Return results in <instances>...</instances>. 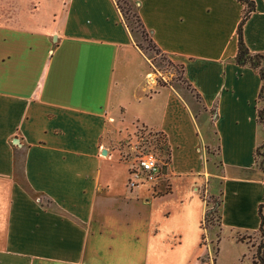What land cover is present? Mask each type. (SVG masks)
Returning a JSON list of instances; mask_svg holds the SVG:
<instances>
[{"label": "crops", "instance_id": "0c3cea01", "mask_svg": "<svg viewBox=\"0 0 264 264\" xmlns=\"http://www.w3.org/2000/svg\"><path fill=\"white\" fill-rule=\"evenodd\" d=\"M129 1L190 90L156 82L115 0H0V264H149L156 194L197 192L198 226L204 196H217L222 231L257 232L259 211L264 228L260 79L234 61L244 5ZM252 1L242 37L264 52V0ZM131 126L167 149L139 205L119 165Z\"/></svg>", "mask_w": 264, "mask_h": 264}, {"label": "rangeland", "instance_id": "374dc122", "mask_svg": "<svg viewBox=\"0 0 264 264\" xmlns=\"http://www.w3.org/2000/svg\"><path fill=\"white\" fill-rule=\"evenodd\" d=\"M125 1L128 4L119 1L120 6L129 9L128 18L124 19V22L133 31L136 43L150 61L152 75L156 82L175 86L181 85L190 90V86L182 74L181 67L153 46L145 29V34L141 32L142 28L137 24L135 17L131 15L134 12V5L129 0ZM131 86V83H127L125 88ZM211 122L212 119L209 116L208 123ZM122 132L120 139L127 136L132 137L123 151L125 153L124 158L130 160L139 152H151L159 163H164L167 160L165 145H161L156 133L145 131L142 128L134 130L132 126L124 128ZM213 150L211 149V152ZM111 155L115 160L118 159L117 150L112 151ZM259 159L260 157H257V162ZM119 163H121L119 165L122 174L125 171L126 175V168L131 163L124 160H120ZM140 180L141 183L137 184L140 186V191L137 194L139 198V201H136L137 205L145 197L152 196V181L146 180L144 176H141ZM155 197L156 199L150 201L149 204H152L154 220H158L157 223L162 224L163 231L160 232L162 235L160 242L152 241L153 256L150 258L149 264H164L167 260L177 261V264L186 263L191 258L192 252L199 242L202 246L192 264H264V252L258 245L260 241L258 232L222 231L215 215H212L209 223H203L204 230L198 226L196 222L201 202L198 200L197 192L190 190L186 191L184 195L164 194L158 196L156 194ZM204 198L206 208H210L217 196H204ZM186 203L188 205H185ZM183 206L188 207L185 209ZM139 210L137 206V211ZM188 219H190V222H188ZM178 240H180V245L175 246V248L172 247ZM160 244L162 247L159 246Z\"/></svg>", "mask_w": 264, "mask_h": 264}, {"label": "trees", "instance_id": "16d2710c", "mask_svg": "<svg viewBox=\"0 0 264 264\" xmlns=\"http://www.w3.org/2000/svg\"><path fill=\"white\" fill-rule=\"evenodd\" d=\"M119 1L123 4H128V3L125 0H115L117 7L121 11L123 19H127L129 9H128V7L124 8L123 6H120ZM237 1L242 3L244 5V7H243L242 13L240 15V18L237 22L236 28H235L236 52L234 55V61L238 65H248L250 68L257 71V74H258L259 79H260V86H259V90L257 93V98L263 102V105L256 109V120H257V122L261 123L262 128L264 130V64H262V62L264 61V52H254V53L250 52L248 50L247 46L245 45L243 37H242V27H243L245 20L248 18L250 12L253 10V7H254L253 1L252 0H237ZM131 15H133L135 17L137 24L142 28L141 32H144V28H143V26L139 20V17L137 15L136 11L134 10V12L131 13ZM145 33H146V31L144 32V34ZM150 42L155 47L154 43L151 41V38H150ZM158 84L163 85V83H158ZM196 97H197V94H196ZM156 134L158 137V141L161 143V145H165V150L167 151L164 137L159 133H156ZM257 157H260L258 162H257ZM254 158H255V162H256L257 167L262 172H264V142L255 147ZM218 205H219L218 199H215L213 201L210 208H206V203H205V209L203 211L202 218H201V224H200V227L202 230H204V224L203 223H205V222L209 223V221L212 218V215H215L216 220L219 224V217L220 216H219V211H218ZM260 207H261V205H259L258 211L260 210ZM259 217H260V225H259L257 232L260 235V241H259L258 245L260 246V248L263 249V252H264V228L262 227V216H261L260 211H259Z\"/></svg>", "mask_w": 264, "mask_h": 264}, {"label": "built area", "instance_id": "2783aa9c", "mask_svg": "<svg viewBox=\"0 0 264 264\" xmlns=\"http://www.w3.org/2000/svg\"><path fill=\"white\" fill-rule=\"evenodd\" d=\"M131 165L128 168V188L137 186L138 178L144 176L146 180H154L161 169V164L151 152H139L130 159Z\"/></svg>", "mask_w": 264, "mask_h": 264}, {"label": "water", "instance_id": "95a60500", "mask_svg": "<svg viewBox=\"0 0 264 264\" xmlns=\"http://www.w3.org/2000/svg\"><path fill=\"white\" fill-rule=\"evenodd\" d=\"M101 154H105V149H102Z\"/></svg>", "mask_w": 264, "mask_h": 264}]
</instances>
